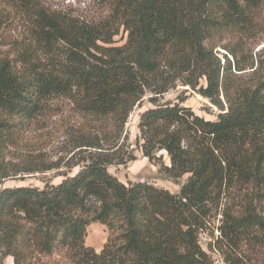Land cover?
I'll use <instances>...</instances> for the list:
<instances>
[{"label": "trees", "instance_id": "16d2710c", "mask_svg": "<svg viewBox=\"0 0 264 264\" xmlns=\"http://www.w3.org/2000/svg\"><path fill=\"white\" fill-rule=\"evenodd\" d=\"M106 2L110 13L95 24L39 10L16 57L0 56V180L6 176L4 152L52 96L123 127L153 81L179 80L220 112L207 120L182 100L158 104L150 97L153 106L139 114L142 155L171 178L188 174L178 193L145 181L125 184L98 155L56 184L3 188L0 264L6 257L12 264H210L198 244L208 202L222 192L234 167L264 178V68L251 71L257 74L244 86L228 75L245 69L237 57L253 38L264 0ZM120 29L126 40L112 46ZM58 44L68 50L65 58L45 61ZM216 47L225 50L223 63ZM221 215L215 246L228 264H240L222 241L231 246L250 237L264 245V219L254 211ZM93 223L107 228L99 252L85 245Z\"/></svg>", "mask_w": 264, "mask_h": 264}, {"label": "rangeland", "instance_id": "374dc122", "mask_svg": "<svg viewBox=\"0 0 264 264\" xmlns=\"http://www.w3.org/2000/svg\"><path fill=\"white\" fill-rule=\"evenodd\" d=\"M39 10L95 24L109 15L110 5L106 0H0V56L9 59L16 57L17 51L26 45L34 30ZM254 21L253 38L247 41L246 47L237 57L239 64L245 69H232L233 74L228 73L236 85L251 84L253 76L257 74L251 71L258 68V65L264 68V3ZM125 40L126 32L120 29L119 34L113 38L112 46H119ZM62 45H56L52 55L43 59L63 60L68 50ZM215 50L219 52L218 56L223 63L225 50L220 47ZM226 55L233 64L231 56ZM252 62L253 68H250ZM153 82L151 90L146 88L143 97L133 106L123 127L118 122L109 125L105 118L82 113L76 103L65 96L50 97L43 110L22 130L17 144L9 146L4 152L1 167L6 176L0 180V191L5 187L33 185L41 188L45 183L56 184L65 176L74 174L90 156L98 155L110 161L107 164L108 171L125 184L128 181H145L171 193H178L188 174L171 178L159 169V164L150 162L142 155L138 146L139 114L153 106L150 97H154L158 104L182 100V105L207 120H216L220 110L196 90L182 85L179 80ZM199 85H205L204 78L199 79ZM220 99L226 107L222 95ZM262 139L264 141V135ZM160 153L164 163L169 165L166 152ZM130 155H134L135 159L126 160ZM124 160L126 163H119ZM45 167L50 169L43 170ZM247 168L252 170L253 166L248 165ZM28 169L37 170L27 171ZM231 171L222 192L216 193L207 204L208 214L198 230V238L202 244L220 237L218 227L223 210L233 216L254 211L264 219V178L244 175L238 167ZM106 235L107 228L104 225L93 223L87 228L85 245L93 248L91 243H97L103 246ZM222 243V249L230 252L240 264H264V245L255 242L253 238L242 237L231 246L226 245L225 241ZM217 250L220 252L218 248ZM2 264H12V259L6 257Z\"/></svg>", "mask_w": 264, "mask_h": 264}, {"label": "built area", "instance_id": "2783aa9c", "mask_svg": "<svg viewBox=\"0 0 264 264\" xmlns=\"http://www.w3.org/2000/svg\"><path fill=\"white\" fill-rule=\"evenodd\" d=\"M220 235V231L218 232ZM200 235V233L198 234ZM198 244L201 246V248L206 251L210 257L211 262L210 264H228L220 252H218L217 248L215 247V241H208L206 244H202L200 239L198 238Z\"/></svg>", "mask_w": 264, "mask_h": 264}, {"label": "crops", "instance_id": "0c3cea01", "mask_svg": "<svg viewBox=\"0 0 264 264\" xmlns=\"http://www.w3.org/2000/svg\"><path fill=\"white\" fill-rule=\"evenodd\" d=\"M97 225H99V224H97ZM91 244H92L93 248L95 249V251L100 250V248L102 247V245H99L97 243H91Z\"/></svg>", "mask_w": 264, "mask_h": 264}]
</instances>
